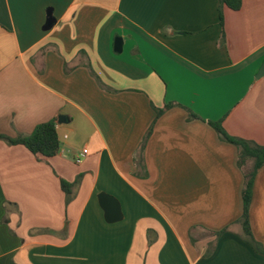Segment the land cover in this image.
<instances>
[{
	"label": "crops",
	"instance_id": "0c3cea01",
	"mask_svg": "<svg viewBox=\"0 0 264 264\" xmlns=\"http://www.w3.org/2000/svg\"><path fill=\"white\" fill-rule=\"evenodd\" d=\"M220 10L0 0V135L53 121L60 139L46 158L0 138V264H264V166L250 206L260 253L240 222L253 163L207 122L264 146V0ZM102 193L121 221H106Z\"/></svg>",
	"mask_w": 264,
	"mask_h": 264
},
{
	"label": "trees",
	"instance_id": "16d2710c",
	"mask_svg": "<svg viewBox=\"0 0 264 264\" xmlns=\"http://www.w3.org/2000/svg\"><path fill=\"white\" fill-rule=\"evenodd\" d=\"M224 6L232 10H239L242 6V0H221L220 13L223 12ZM221 19H223L222 16ZM66 68L68 71L70 70V68ZM89 68L91 74L98 80L100 85L104 88H107V86H105L101 82L91 65H89ZM171 106L172 104H168L164 109H156L157 117L162 115V113ZM190 118L199 119V116L190 111ZM207 122L218 132L222 140L234 144L238 147V164L240 167H245L250 161H252L253 163L252 166L245 171V185L243 189L244 212L240 222L243 227V236L245 240L250 243L258 252L262 253V245H260L259 242H257L252 235L250 224V206L252 203L253 189L257 172L261 167L264 166V146L258 145L243 138L230 135L225 130L222 121ZM150 134L151 130L148 132L140 148V151H143L147 138ZM0 138L6 139L11 144L23 145L33 154L41 155L46 158L55 156L60 150V139L55 122L53 121L38 125L30 135H19L14 138L5 135H0ZM141 157L136 159V165L139 167L142 166L143 159ZM62 188L65 190V192H67L68 195H70L72 192L73 185L63 181ZM224 231H227V229H225ZM218 234H220V232Z\"/></svg>",
	"mask_w": 264,
	"mask_h": 264
},
{
	"label": "water",
	"instance_id": "95a60500",
	"mask_svg": "<svg viewBox=\"0 0 264 264\" xmlns=\"http://www.w3.org/2000/svg\"><path fill=\"white\" fill-rule=\"evenodd\" d=\"M122 48H123L122 38H116L115 51L122 52ZM263 75H264V65L260 69L258 73V77H261ZM99 198H100V204L105 211L106 221L109 223H115L121 221L123 218V214L119 201L116 198L107 195L105 193L100 194Z\"/></svg>",
	"mask_w": 264,
	"mask_h": 264
},
{
	"label": "built area",
	"instance_id": "2783aa9c",
	"mask_svg": "<svg viewBox=\"0 0 264 264\" xmlns=\"http://www.w3.org/2000/svg\"><path fill=\"white\" fill-rule=\"evenodd\" d=\"M86 156H87L86 152L81 153V154L78 156L77 162H81L82 159H84Z\"/></svg>",
	"mask_w": 264,
	"mask_h": 264
}]
</instances>
